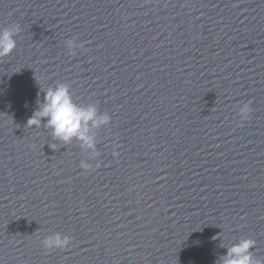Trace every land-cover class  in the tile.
I'll list each match as a JSON object with an SVG mask.
<instances>
[{
    "label": "water",
    "instance_id": "obj_1",
    "mask_svg": "<svg viewBox=\"0 0 264 264\" xmlns=\"http://www.w3.org/2000/svg\"><path fill=\"white\" fill-rule=\"evenodd\" d=\"M17 25L0 264H221L244 239L264 262V0H0V30ZM60 82L111 117L87 125L100 155L27 126ZM57 233L70 246L45 252Z\"/></svg>",
    "mask_w": 264,
    "mask_h": 264
},
{
    "label": "clouds",
    "instance_id": "obj_2",
    "mask_svg": "<svg viewBox=\"0 0 264 264\" xmlns=\"http://www.w3.org/2000/svg\"><path fill=\"white\" fill-rule=\"evenodd\" d=\"M19 32V25L14 28H4L0 30V59L9 56L16 48L13 34ZM71 55L73 43L68 42ZM80 48L83 44L79 45ZM43 101L37 100V109L34 111L31 118L27 121L28 127L40 128L44 127L51 129L53 138L63 144L70 143L73 139L82 142L81 147L92 149L96 155H100L95 151L94 138L86 135L88 131V123L91 122L92 127H98L101 124L107 125L111 123V117L103 115L98 117L97 108L95 105L84 106L77 103L73 98L70 83H57L55 87H47L43 90ZM253 109L249 104H245L240 109L241 125L248 119ZM43 121V123H42ZM54 148V145L52 146ZM113 156L119 155L117 152L112 153ZM100 162L88 164L81 162L79 168L84 170V173H89L95 168H99ZM71 236H61L57 233L55 236H49L43 239L41 248L45 252H50L54 249H66L71 244ZM255 242L251 239L241 240L227 249L221 264H264V262L254 261L249 251L254 247Z\"/></svg>",
    "mask_w": 264,
    "mask_h": 264
}]
</instances>
